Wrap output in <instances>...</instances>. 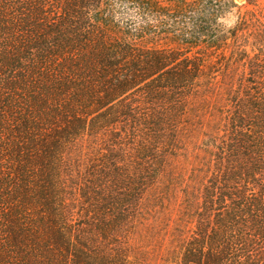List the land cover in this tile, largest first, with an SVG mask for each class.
<instances>
[{
    "label": "trees",
    "instance_id": "obj_1",
    "mask_svg": "<svg viewBox=\"0 0 264 264\" xmlns=\"http://www.w3.org/2000/svg\"><path fill=\"white\" fill-rule=\"evenodd\" d=\"M166 237L264 264V0H0V264Z\"/></svg>",
    "mask_w": 264,
    "mask_h": 264
},
{
    "label": "rangeland",
    "instance_id": "obj_2",
    "mask_svg": "<svg viewBox=\"0 0 264 264\" xmlns=\"http://www.w3.org/2000/svg\"><path fill=\"white\" fill-rule=\"evenodd\" d=\"M238 4L244 2V0H235ZM236 8L233 11L228 12L224 21L230 23L234 19V13ZM138 251L137 255L140 258L142 264H165L171 263L175 259V246L176 242L171 240V238L166 237L164 240H144L138 242ZM167 260V262H165Z\"/></svg>",
    "mask_w": 264,
    "mask_h": 264
}]
</instances>
